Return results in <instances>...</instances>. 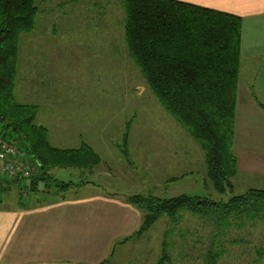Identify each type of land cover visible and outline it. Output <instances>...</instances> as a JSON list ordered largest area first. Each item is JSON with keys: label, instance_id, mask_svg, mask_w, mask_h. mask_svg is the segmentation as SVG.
<instances>
[{"label": "rangeland", "instance_id": "obj_1", "mask_svg": "<svg viewBox=\"0 0 264 264\" xmlns=\"http://www.w3.org/2000/svg\"><path fill=\"white\" fill-rule=\"evenodd\" d=\"M34 5V26L20 36L14 100L37 110L35 124L45 128L50 148L85 145L90 151L88 164L77 166L68 156L50 154L54 164L43 171L47 180L37 182V194L10 188L5 193L10 201L82 197L92 193L86 185L98 181L99 190L120 198L141 192L226 202L264 189V176L237 166L232 190L214 191L203 151L162 108L129 56L124 0H34ZM63 183L76 188L60 192L56 186ZM131 239L116 240L101 264H156L163 244L167 264H205L210 248L221 251L216 264H264V217L231 219L220 229L212 220L181 212L175 223L161 217Z\"/></svg>", "mask_w": 264, "mask_h": 264}, {"label": "trees", "instance_id": "obj_2", "mask_svg": "<svg viewBox=\"0 0 264 264\" xmlns=\"http://www.w3.org/2000/svg\"><path fill=\"white\" fill-rule=\"evenodd\" d=\"M124 5L131 60L162 108L203 151L206 176L214 191L225 194L232 190L237 173L232 147L240 18L173 0H124ZM36 9L34 0H0V126L3 137L14 140L38 165L40 174L28 183L30 192L37 194V182L47 180L43 171L54 164L49 163L50 154L68 156L76 161L71 166H77L85 162L89 149L85 145L68 151L50 148L45 128L35 124L37 110L14 100L20 36L32 30ZM2 183L17 187L14 180ZM56 187L64 192L70 185ZM8 188H0V194ZM126 201L143 213L136 233H143L161 217L175 223L181 212L212 220L220 229L231 219L264 217V189H249L226 202L187 195L171 199L134 195ZM163 246L156 264L170 261ZM220 252L210 248L205 264H216Z\"/></svg>", "mask_w": 264, "mask_h": 264}, {"label": "crops", "instance_id": "obj_3", "mask_svg": "<svg viewBox=\"0 0 264 264\" xmlns=\"http://www.w3.org/2000/svg\"><path fill=\"white\" fill-rule=\"evenodd\" d=\"M173 1L240 18L232 150L239 172L264 176V0ZM8 186L14 188H0ZM86 186L92 193L63 201H10L2 192L0 264H101L116 240H132L141 213L126 201L130 196L103 192L99 181Z\"/></svg>", "mask_w": 264, "mask_h": 264}, {"label": "built area", "instance_id": "obj_4", "mask_svg": "<svg viewBox=\"0 0 264 264\" xmlns=\"http://www.w3.org/2000/svg\"><path fill=\"white\" fill-rule=\"evenodd\" d=\"M39 171L38 165L29 159L14 140L3 137L0 127V181L14 180L19 191L30 192L28 185L33 176Z\"/></svg>", "mask_w": 264, "mask_h": 264}]
</instances>
